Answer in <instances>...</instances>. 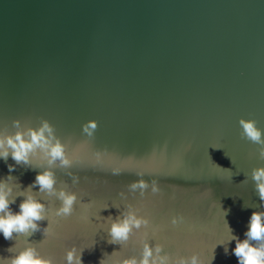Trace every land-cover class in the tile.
Wrapping results in <instances>:
<instances>
[{"label": "water", "instance_id": "1", "mask_svg": "<svg viewBox=\"0 0 264 264\" xmlns=\"http://www.w3.org/2000/svg\"><path fill=\"white\" fill-rule=\"evenodd\" d=\"M241 117L264 130V0H0V130L48 119L71 154L88 140L82 125L98 122L81 159L53 169V193L28 191L45 160L9 173L15 161L0 158L10 209L31 194L46 217L31 236L0 233V258L16 245L52 264H69L70 250L72 264H139L148 244L150 262L196 253L202 264H238L227 224L244 239L252 212L264 210L251 179L264 160ZM104 149L111 155L97 162ZM140 178L143 194L129 188ZM61 189L77 197L69 216L56 214ZM129 213L147 223L109 243L113 221Z\"/></svg>", "mask_w": 264, "mask_h": 264}, {"label": "clouds", "instance_id": "2", "mask_svg": "<svg viewBox=\"0 0 264 264\" xmlns=\"http://www.w3.org/2000/svg\"><path fill=\"white\" fill-rule=\"evenodd\" d=\"M243 138L257 145L258 158L264 160V130L257 126L254 119H246L241 117L239 120ZM12 127L16 129L14 133H9L6 129L0 130V158L7 162L9 156L15 161V164H8L9 173L14 171L15 165H23L29 167L32 165L33 158L45 160L48 167L37 172L35 180L28 186L29 193L31 188L39 185L41 191L53 193L55 191L56 175L53 169L59 166L62 169H70L74 162L81 159V151L95 136L98 128V122L95 119L85 122L81 131L88 140L82 141L72 149L71 154L67 150V144L62 141L56 133L55 126L48 119L41 118L38 126L30 124H22L20 119L12 121ZM105 155H111L107 149L96 150L94 157L97 162H100ZM220 167L219 165H217ZM230 170V169H229ZM119 168H113L112 173L118 175ZM73 176V181L77 182L78 177L69 172ZM143 176L142 173H138ZM12 176L9 175L7 180H0V233L3 234L5 240H12L13 234L18 236L23 234L31 236L37 230L39 225L37 221L45 219L44 204L35 199L31 194L25 195L19 205V211L13 212L10 209V204L15 202V198L9 199L12 188L7 181ZM251 179L255 182V191L259 196L261 204L264 205V166L255 167L251 172ZM149 187V182L143 178L134 180L130 183L129 188L132 191L139 189L141 194ZM151 189L153 193L160 191L158 183L155 179L151 181ZM58 198L61 200V207L57 209L58 216H69L72 213L73 205L77 199L75 193H68L61 189L58 193ZM244 207H248L244 204ZM228 210H224L225 216ZM177 217H172V223H177ZM147 223L143 218H138L133 213H129L122 220L113 221L109 229V243H116L128 239V234L133 226L139 227L140 224ZM228 236L227 241L235 240V248L233 254L238 258V264H264V210L253 211L247 230L244 234L245 238L240 239L233 233L232 228L227 224ZM48 229H45L47 232ZM219 245H224V253L228 254V247L224 241H220ZM216 247V246H215ZM214 247V248H215ZM16 245L7 250L14 253L10 258H0L4 264H52L50 259H45L37 254L34 247H24L19 251H14ZM160 246L157 245V251H160ZM152 250L148 244L144 246V255L139 264H167V259L162 258L160 261L152 260ZM215 258L214 251L212 260ZM74 259V250H70L67 254L69 264H72ZM76 264H83L81 258H76ZM100 264H104L101 260ZM117 264H138L135 259H127L118 261ZM178 264H202L198 254L194 253L190 258H180Z\"/></svg>", "mask_w": 264, "mask_h": 264}]
</instances>
